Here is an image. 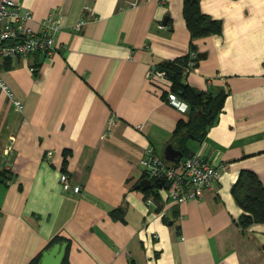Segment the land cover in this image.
<instances>
[{
	"label": "crops",
	"instance_id": "crops-1",
	"mask_svg": "<svg viewBox=\"0 0 264 264\" xmlns=\"http://www.w3.org/2000/svg\"><path fill=\"white\" fill-rule=\"evenodd\" d=\"M15 1L33 12L36 32L57 9L63 22L51 55L0 60L24 105L0 93V264H32L57 243H67L68 264H264V223L241 229L233 193L243 171L264 185V0H201L223 30L195 40L206 56L184 76L226 100L200 140L175 137L192 112L169 103L171 78H149L191 52L184 0ZM169 144L221 168L202 198L166 200L168 183L135 189L149 179L147 150L165 160ZM62 173L80 193L62 189Z\"/></svg>",
	"mask_w": 264,
	"mask_h": 264
},
{
	"label": "built area",
	"instance_id": "built-area-1",
	"mask_svg": "<svg viewBox=\"0 0 264 264\" xmlns=\"http://www.w3.org/2000/svg\"><path fill=\"white\" fill-rule=\"evenodd\" d=\"M144 1L127 0L126 3L129 7H138ZM85 9L89 10L91 7L86 6ZM58 11V9L53 11L47 18L43 19L40 22L42 32H36L29 26V23L34 20L31 10L24 8L21 3L15 0H0V60L27 57L35 52L51 55L58 48H61L55 45L54 39V34L61 29L63 22ZM85 23L84 19L80 20L74 29L81 31ZM197 57V53L191 51L185 76L194 71V59ZM157 77L161 78L165 75L158 71L156 66H152L149 70V78L155 83ZM183 82L188 84L186 78ZM1 92L12 100L20 112L24 110L22 101L15 98L11 87L4 81L0 73ZM168 100L172 106L181 112L189 110L188 103L173 91L169 93ZM137 128L142 129L141 125H138ZM52 155L53 152H50L49 156ZM141 164L147 178L151 180L165 179V183L170 186L169 194L166 195L165 188H161L159 193L164 195L166 200L172 199L177 204L185 203L189 199L202 198L204 189L213 188L221 178L222 173L221 168L207 160L202 153L189 156L180 172L165 162L153 149L147 150ZM60 181L65 192L80 193L82 190L81 186L72 184L66 173L61 174ZM154 237L157 238L158 235H154Z\"/></svg>",
	"mask_w": 264,
	"mask_h": 264
},
{
	"label": "trees",
	"instance_id": "trees-1",
	"mask_svg": "<svg viewBox=\"0 0 264 264\" xmlns=\"http://www.w3.org/2000/svg\"><path fill=\"white\" fill-rule=\"evenodd\" d=\"M183 11L187 27L192 34L191 51H195L198 55L195 40L211 35H220L223 30V23L202 11L201 0H184ZM190 54L191 52L174 62L160 63L156 68L173 80L172 91L188 103L192 112V118L189 122L180 121L178 123L175 137L184 136L186 138L188 136L200 140L206 134L208 127L217 120V114L224 106L226 95L222 91L217 94L198 91L183 82L186 66L190 62ZM198 61V57L194 59V63ZM35 74L38 75V72ZM180 150L185 157L190 156L185 146ZM233 193L237 202L245 210V215L239 220L241 229L246 230L253 224L264 223V185L254 172L243 171L240 179L233 187ZM119 212L120 210H115L113 214L120 216ZM41 258V255L38 256L32 264H38ZM67 259L68 253L62 264H68Z\"/></svg>",
	"mask_w": 264,
	"mask_h": 264
},
{
	"label": "water",
	"instance_id": "water-1",
	"mask_svg": "<svg viewBox=\"0 0 264 264\" xmlns=\"http://www.w3.org/2000/svg\"><path fill=\"white\" fill-rule=\"evenodd\" d=\"M166 23L167 21H164V24ZM205 56H206L205 53L198 54L199 59H203ZM193 155L194 153H192L190 156ZM164 158L166 161L173 163L177 161L185 162L187 160V157L184 156L182 150L176 149L173 144H169L166 147L164 151ZM164 185H165V179L151 180L145 178L139 181V183L135 186V189L147 191L149 189H152L154 186L163 187ZM66 246L67 243H64L63 245L57 243L56 245H54L52 249L45 251L43 253V256L39 264H62V261L65 257Z\"/></svg>",
	"mask_w": 264,
	"mask_h": 264
}]
</instances>
